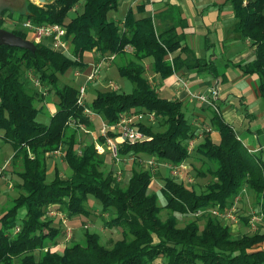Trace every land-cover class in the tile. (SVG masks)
Returning a JSON list of instances; mask_svg holds the SVG:
<instances>
[{
  "label": "trees",
  "instance_id": "trees-1",
  "mask_svg": "<svg viewBox=\"0 0 264 264\" xmlns=\"http://www.w3.org/2000/svg\"><path fill=\"white\" fill-rule=\"evenodd\" d=\"M118 1L55 0L37 5L27 0L18 19L9 14L20 27L10 32L22 39L31 40L28 30L22 28L25 20L35 26H63L70 52L67 56L50 40L35 44L33 52L0 45V142L13 148L10 165L21 191L13 205L0 214V264H156L160 259L165 264H264L263 232L234 238L231 228L211 213L226 212L246 188L262 200L264 208L263 149L249 151L235 127L225 122L220 112L212 111L211 129L218 133L219 141L214 142L209 131L203 132L202 142L189 150L197 129L187 119L183 102L160 96L145 76L143 62L152 59L154 73L161 80L183 67L217 78L216 65L194 57L185 43L187 22L177 8L166 6L153 17H135L129 10L123 23L117 24L107 15L117 8ZM227 1L234 13V31L254 49L253 59L236 67L244 76H257V93L264 103V0ZM71 10L76 14L66 22ZM155 20L161 21V26ZM127 47L133 49L132 54L126 52ZM90 53L99 56L92 63L112 55L123 58L118 74L134 87L128 94L98 91L87 108L109 126L116 124L122 113L143 112L154 114L159 127L153 130L151 125L140 123L145 140L119 145L118 156L132 162L123 186L114 172L102 170L105 158L94 142L105 146V137L98 136L80 147L77 128L92 129L91 119L77 103L79 87L59 84L58 75L67 69L83 72ZM29 71L57 99L46 124L37 121L41 111L37 105L44 102L45 92L30 87L24 77ZM115 135L108 131L106 137ZM62 148L71 173L63 178L55 170L53 179L47 181L48 157ZM140 155L176 166L195 156L211 180L205 191L198 193L184 181L166 176L158 193L150 192L154 175L136 166ZM90 196L101 203L100 215L107 214L104 227L117 229L121 238L106 246L98 234L85 231L82 243H73L58 253L52 248L61 232L51 226L47 210L57 205L68 219L82 220L90 215L86 207ZM20 209L25 210L23 218H18ZM201 210L205 217L202 226L196 220L178 226L176 214L192 216ZM162 212L166 213L164 219Z\"/></svg>",
  "mask_w": 264,
  "mask_h": 264
},
{
  "label": "rangeland",
  "instance_id": "rangeland-1",
  "mask_svg": "<svg viewBox=\"0 0 264 264\" xmlns=\"http://www.w3.org/2000/svg\"><path fill=\"white\" fill-rule=\"evenodd\" d=\"M7 10V12H4L2 14V28L7 31H12V29L19 27V24L13 22V19H18L20 13H22L25 9V4L23 1L20 0H0V12L2 10ZM9 14L12 15V18L9 17ZM75 11L71 10L66 18V22H68L71 18L75 16ZM20 29V27H19ZM241 40L239 41L240 44V51L244 52V42L242 40V37H240ZM210 53L211 48H209ZM69 49L68 54L69 55ZM65 53V52H64ZM86 58L88 59V65L85 67V70L83 72H79L75 68H69L63 74L58 75L59 78V84H71L73 86H80L84 83L86 74L90 71V65L92 62H94V54L91 55L87 54ZM131 56L128 55V59H130ZM122 64V63H121ZM217 64V62H216ZM218 65V64H217ZM228 73L232 76V83L233 86L231 93L233 97L236 95L235 91L240 89L243 92V95L245 97V104L247 107H249L252 116L254 117V121H240L243 116H246L245 108L239 103L236 102L234 105L235 109H238V114L235 115V112H232V117L234 119L238 118L239 123L235 122L233 125L239 129V133H242L241 136L245 137L247 136V131L251 129V131L257 130V138H256V146L261 147L263 149L262 157L264 158V103L260 99L258 93H257V86L256 89L252 88L250 84L244 83V80L240 79L237 76L236 69L229 65L228 66ZM116 71L114 70V73H111L112 76H108L106 79V75L102 74L101 78L97 81L90 82L86 85L85 88V105L89 108L92 100L94 99L96 93L98 91L105 92V91H111L115 90L120 93H131L133 90V84L121 77H117ZM76 73H79V77L76 76ZM105 75V76H104ZM236 75V76H234ZM25 79L28 81L30 87L37 91L45 92V99L44 102L40 105H37V108L40 109L37 121L41 123H48L49 116L55 111V105L57 103V99L49 88H44L42 85H35L33 83L32 79L34 80L35 76L32 72H26L25 73ZM36 79V78H35ZM104 79L105 83L100 84L99 82ZM110 83H113L116 87H111ZM258 83V82H257ZM44 90V91H43ZM200 94H203L210 98L209 94L204 90L203 88L199 91ZM196 101V100H195ZM190 102L188 103L189 106H186L183 108V111L187 117V119L190 122L194 123L195 128L199 126L203 132L205 131V123H209L210 117L212 116L210 112L206 114L205 111L202 110V105L200 102ZM214 111V110H212ZM195 115H201L203 117H207V119L202 122H196L193 120L192 117ZM226 120H229V117H226ZM91 123L93 128H86V127H80L77 128V134L76 138L79 142L80 147H82L86 143L93 142L95 139L99 136V131L102 126V119L101 117L94 115L91 117ZM151 125L153 130H159V127L157 125V119L153 123H148ZM198 135V134H197ZM201 139L200 142L203 140V134L200 133ZM197 137V136H196ZM197 143V145L199 144ZM1 148H0V214L5 211L6 209L10 208L12 204V200L19 196L21 191L17 188V182H19L18 177L16 174L12 171L11 168V158L13 155V148L11 144L9 143H3L0 142ZM195 145V144H194ZM105 158V165L102 167V170L106 172H114L116 175L120 171L121 172V182L119 184L121 186L126 183L131 170V160L130 159H121L120 162L114 160L111 157V154L109 151L105 150V152L102 154ZM140 161H138L139 165H136L138 168L141 169H148L151 171V173L154 175V181L153 185L150 188V192H157L159 191V188L162 186V178L163 177H172L177 181H184L188 186L192 187L195 191L198 193L205 191L206 185L210 182L211 177L208 174H203L207 171V168L205 166L201 165V161L195 158V156L187 159L184 162L185 168L181 169L178 173V176L173 177L171 170L169 168V163L166 162H157L155 158L152 157H146L140 155ZM137 159V160H139ZM136 160V159H135ZM154 161V164L148 163L149 161ZM48 174H47V181H51L54 177L55 170H57L60 175L65 178L70 175V170L67 168L64 160H63V148L59 150L58 152H55L53 154H50L48 157ZM17 169H14V171H18ZM244 191V190H243ZM243 196L241 197V202L238 206V209L236 210L233 220L231 222L222 219L224 223H226L230 228L231 232L234 238H239L242 234H251L254 233L250 229V221L253 217H256V219L264 218V213L260 212V209L263 210V208H258V205L262 207V201L258 199V197L251 192L248 188L245 189L243 192ZM160 201L163 203V199L161 198ZM87 209L90 212V215L86 218H74L73 220H70L67 218L64 211L60 209L59 206L54 205L49 210H47V219L53 220V224L51 226L58 227L61 234L57 238L56 241V247L52 248L56 250L58 253H61V251L73 243H82L84 240V232L89 233H95L98 234L101 238L102 243H104L106 246H111L114 241L119 240L121 238L120 232L117 229L108 230L104 227V221L107 219V214L100 215V212L102 210L101 203L94 199L93 197H89L87 204ZM25 215V210L20 209L18 211V218H23ZM162 219L166 217V213H161ZM176 217L178 219V226L182 227L184 226L188 221L196 220V222L202 226L205 222V217L201 215L200 212L195 213L192 216H182L180 214H176ZM243 221V222H242ZM236 224L237 227H233V225ZM235 225V226H236ZM255 232H263V229L256 230ZM157 264H165L162 259L157 261Z\"/></svg>",
  "mask_w": 264,
  "mask_h": 264
},
{
  "label": "crops",
  "instance_id": "crops-1",
  "mask_svg": "<svg viewBox=\"0 0 264 264\" xmlns=\"http://www.w3.org/2000/svg\"><path fill=\"white\" fill-rule=\"evenodd\" d=\"M20 1H23L26 5L27 0ZM166 6H172L179 10L181 16L187 22V28L185 29V43L192 50L195 58L211 60L214 62L218 77L214 78L206 71H198L195 68L192 69L183 67L166 80H161L159 76L154 73L152 59L148 58L145 59L143 63L146 68L145 76L151 82L152 87L159 93L160 96L166 99L183 102V108L189 106L188 103L195 101L190 98L189 94H200L199 91L202 88L209 94L211 89L216 88L218 91L217 96L214 99L211 97L209 99H213L211 102H214L217 111L221 113L225 122L233 125V123H239L242 120L252 121L254 117L252 116L249 107H247L245 104L243 92L238 89L235 91L236 95L234 97L231 93L233 88L231 85L232 76L227 70L229 65L233 66L236 71H238L237 76L242 79V81L244 80V83L250 84L252 88L256 89V86L258 85L257 76H244L236 67V64L244 63L253 59L254 49L250 46L248 40L242 39L244 42V52L240 51L239 41L241 40V36L234 31L235 18L232 5L229 1L119 0L117 8L110 11L107 15V18L117 24H121L123 23L129 10L133 12L135 17H153L155 14L157 15L159 12H162ZM4 12H7V10L5 9ZM155 21L157 26H161V21ZM209 48H211V53ZM126 52L132 54L133 49L131 47H127ZM94 57L96 59L99 56L94 54ZM122 62L123 58H114V60L103 69L102 74L104 72L106 79L108 76H112L111 73H114V70L116 71L115 73L117 77L119 76L117 66ZM99 83L104 84L105 80L102 79ZM236 102H239L245 108V111L249 116L248 119L246 116H243V118L239 121L238 118L234 119V117H232V112H235V115L238 114V109H235L237 107L234 105ZM201 105L202 110L205 111L206 114L210 112L212 115L213 109L210 107V105L204 103H201ZM226 117H229V120H226ZM192 118L199 123H202L207 119V117H203L201 115H195ZM191 123L194 126V123ZM196 129L198 135L192 140V142L195 144L194 146L200 142V133H203L199 126H197ZM205 131L210 132V137L214 142L219 141V135L211 129L210 121L209 123H205ZM235 131L239 139L249 151L256 152L259 149H262L261 147L256 146L257 130L251 131V129H249L247 131L246 138L241 136L242 133H239V129H237V127H235ZM240 202L241 199L236 204L237 209ZM258 208H263V206L261 207L258 205ZM260 212L263 213L262 209H260ZM235 225L236 224L233 225L234 228L237 227V225Z\"/></svg>",
  "mask_w": 264,
  "mask_h": 264
},
{
  "label": "built area",
  "instance_id": "built-area-1",
  "mask_svg": "<svg viewBox=\"0 0 264 264\" xmlns=\"http://www.w3.org/2000/svg\"><path fill=\"white\" fill-rule=\"evenodd\" d=\"M22 28L27 29L29 32V38H31V41L34 44H38L43 42L44 40H50V43L53 45L54 48L60 49L66 54H68V48L67 44L65 42V35L66 30L63 26L59 24H44V25H38L35 26L30 20H25L22 22ZM114 60V56H107L99 58L97 62L91 63L90 65V71L86 74L84 83L79 86L78 88V97H77V103L80 106L84 107V114L91 119L92 116L96 115L94 114L90 109H88L85 106V88L86 85L90 82L97 81L102 76V71L105 67H107L112 61ZM76 76L79 77V73H76ZM33 83L35 85H39L38 79L34 78L32 79ZM111 87H116L113 83H110ZM210 97L215 98L218 94V91L215 89H211ZM190 98L192 100H196L200 103L208 104L210 107L217 111L216 106L214 105V102H211L213 99H209L207 96L203 94H189ZM155 121L154 114L150 113H122L119 116V120L114 125H106L104 122H102L101 129L99 131V136L105 137V146L99 144L98 142H94L95 149L99 154H103L105 150L109 151L111 154V157L120 162L121 158L118 156V149L119 145L122 143L127 144H136L140 143L145 140L146 136L145 134L139 130L138 125L140 123H153ZM113 132L116 135L114 137H106L107 132ZM194 147V142H189V150H192ZM123 161V160H121ZM148 163L154 164V161H149ZM184 164V163H183ZM169 165V168L171 170L172 176L176 177L178 176V173L181 169L185 168V165ZM121 172L119 171L116 175L117 181H121ZM244 192V191H243ZM241 194H238L233 201V204L230 206V208L226 212H220L218 210H212L211 213L215 216H218L221 219H225L229 222L233 220L234 214L237 210L236 204L241 199ZM201 214H203V211H199ZM250 229L255 232L256 230H262L264 231V218L256 219V217H253L250 221Z\"/></svg>",
  "mask_w": 264,
  "mask_h": 264
},
{
  "label": "water",
  "instance_id": "water-1",
  "mask_svg": "<svg viewBox=\"0 0 264 264\" xmlns=\"http://www.w3.org/2000/svg\"><path fill=\"white\" fill-rule=\"evenodd\" d=\"M37 5H49L55 0H29ZM0 45L16 47L25 50L35 51L36 46L31 40L22 39L21 37L13 34L5 29H0Z\"/></svg>",
  "mask_w": 264,
  "mask_h": 264
}]
</instances>
